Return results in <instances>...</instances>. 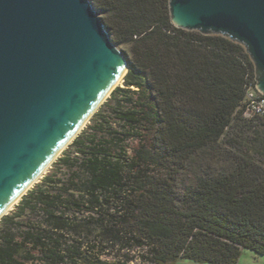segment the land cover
<instances>
[{"label": "trees", "instance_id": "obj_1", "mask_svg": "<svg viewBox=\"0 0 264 264\" xmlns=\"http://www.w3.org/2000/svg\"><path fill=\"white\" fill-rule=\"evenodd\" d=\"M92 1L129 72L0 221V264L264 258V119L243 115L257 87L245 48L177 27L169 0ZM260 131L253 160L240 143ZM118 248L138 255L106 259Z\"/></svg>", "mask_w": 264, "mask_h": 264}, {"label": "water", "instance_id": "obj_2", "mask_svg": "<svg viewBox=\"0 0 264 264\" xmlns=\"http://www.w3.org/2000/svg\"><path fill=\"white\" fill-rule=\"evenodd\" d=\"M173 23L242 45L264 95V0H169ZM92 0H0V221L129 72Z\"/></svg>", "mask_w": 264, "mask_h": 264}, {"label": "rangeland", "instance_id": "obj_3", "mask_svg": "<svg viewBox=\"0 0 264 264\" xmlns=\"http://www.w3.org/2000/svg\"><path fill=\"white\" fill-rule=\"evenodd\" d=\"M100 17L105 22V20H104V14L100 15ZM117 47L124 53V55L127 58H130L131 57L130 50H129L128 47L121 46L120 44H117ZM89 124L90 123H88V125ZM88 125L86 126V128L88 127ZM262 140H263V132L260 131V132L257 133L255 139H253L252 142H250L248 140H245L243 143H240L239 142L240 145H241V147H242V153L245 156L252 158L253 160H258V153L260 151V142ZM209 164H212L211 166H216V160L213 161V162L209 161ZM52 168H53V165L46 172L45 176L50 172V170ZM41 180H40V182H41ZM128 254H129V256H132V257H137V255H138V253H135V252L129 253V251H127V250H123L122 248H118L113 253L112 256H108V257H106V259H108L110 261H113V260H115L118 257L128 256ZM134 264H142V263L139 260H137V261L134 262ZM176 264H197V263H194V262H191V261H187V260H179ZM238 264H264V258L263 257H260V256H257V255H255L254 253H252L250 251H244L243 254H242V256H241V258L239 259Z\"/></svg>", "mask_w": 264, "mask_h": 264}, {"label": "built area", "instance_id": "obj_4", "mask_svg": "<svg viewBox=\"0 0 264 264\" xmlns=\"http://www.w3.org/2000/svg\"><path fill=\"white\" fill-rule=\"evenodd\" d=\"M242 109L245 119H264V95L258 91L257 87L249 88Z\"/></svg>", "mask_w": 264, "mask_h": 264}, {"label": "bare ground", "instance_id": "obj_5", "mask_svg": "<svg viewBox=\"0 0 264 264\" xmlns=\"http://www.w3.org/2000/svg\"><path fill=\"white\" fill-rule=\"evenodd\" d=\"M122 81H123V80H120V81L117 83V85H118V86H121V85L123 86ZM88 122H89V121L86 122V125L88 124Z\"/></svg>", "mask_w": 264, "mask_h": 264}]
</instances>
